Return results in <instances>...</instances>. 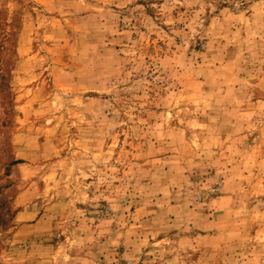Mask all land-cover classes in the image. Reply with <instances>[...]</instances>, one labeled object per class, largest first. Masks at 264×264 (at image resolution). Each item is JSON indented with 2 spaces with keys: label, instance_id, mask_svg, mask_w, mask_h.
Wrapping results in <instances>:
<instances>
[{
  "label": "rangeland",
  "instance_id": "374dc122",
  "mask_svg": "<svg viewBox=\"0 0 264 264\" xmlns=\"http://www.w3.org/2000/svg\"><path fill=\"white\" fill-rule=\"evenodd\" d=\"M0 264H264V0H0Z\"/></svg>",
  "mask_w": 264,
  "mask_h": 264
}]
</instances>
